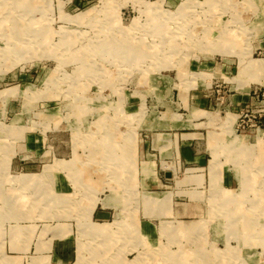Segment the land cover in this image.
<instances>
[{
    "label": "rangeland",
    "instance_id": "rangeland-1",
    "mask_svg": "<svg viewBox=\"0 0 264 264\" xmlns=\"http://www.w3.org/2000/svg\"><path fill=\"white\" fill-rule=\"evenodd\" d=\"M257 86L264 0H0V264H264V118L239 126ZM163 127L196 134L137 192L138 136ZM109 179L121 208H95Z\"/></svg>",
    "mask_w": 264,
    "mask_h": 264
},
{
    "label": "crops",
    "instance_id": "crops-1",
    "mask_svg": "<svg viewBox=\"0 0 264 264\" xmlns=\"http://www.w3.org/2000/svg\"><path fill=\"white\" fill-rule=\"evenodd\" d=\"M184 92H186V91H183V93ZM187 93H188V91H187ZM248 99L249 100L246 99V102L250 101V97ZM242 101L243 100L241 99V101L236 102L237 105L242 103ZM246 102H244V103H246ZM198 109H193L192 112L194 110H198ZM200 110H202V109H200ZM192 112H191V114L188 117L189 120L188 121L186 120V124H188V123L192 124L191 127L195 126V125H198V123L195 122V121L199 120V118L198 119L196 118L198 116L190 118V116L192 115ZM167 123H169V120L167 121ZM163 128H164V130H162V131H153L150 134V139L149 138H144L143 136H141V139H140V137L138 136L137 147L134 149L135 150V155H137V156L133 160H130V163H129V165L133 166L134 169H135V172H134L135 173L134 177H135V180H136L135 190L137 192H138V188L139 189L142 188L143 181H145V182L150 181V184H155L156 183L152 187H158V185H160V184L170 183L171 180L168 179L166 176L165 177H161V174L151 173V172L154 171V165H157V164L158 165H162L166 161H170L171 163L177 164L179 166H180V164H184L183 140H185L186 138L190 139V138L193 137L192 135L196 134V132H192V133L179 132L178 133V132H175V131H168V129H170L171 127H163ZM189 136H191V137H189ZM186 143H188V142H186ZM186 143H184V144H186ZM210 143L211 142H209V146L208 147H209V150L212 152L211 147H210ZM141 151H144L143 155H145V156H142V157H145L144 159H141V157H139ZM146 156H147V158H146ZM199 158H200L199 156L196 157V159H199ZM213 158H214V154H213ZM213 158L209 159L208 164H210V167H211V162H212ZM144 161L145 162H147V161L150 162L149 164L151 166H153V169L149 170V172H146V173L143 170ZM193 167H191V168H193ZM195 171H200V168L197 167V166L194 167V170H193V172H191V174L195 173ZM223 171L224 170H222V172ZM184 173L187 176L190 174V172H188V173L186 172V169H185ZM92 174L90 173L91 178L94 179V180H97L99 182H101L102 177L104 178V176H100L99 178L95 179V177H92ZM143 174H145V175L148 174V178L144 180V176L145 175L143 176ZM198 175H202L200 180L197 181V182H200L201 179L203 178V174H198ZM224 175H225V173L223 172L222 173L221 182L223 181V178L224 179L227 178ZM56 176L58 178V182H60V184H58V187H57V188H59L61 190L60 192L61 193H73V192H66V190L64 189V186L67 183V179H70L69 178L70 176L68 175V173L65 172V170H60V172L58 170V172H56ZM211 177H212V173H211ZM172 179H174V177ZM104 180H105V178H104ZM110 181H112V180L109 179L108 187H111V188H114V189H112L110 193H107L104 196L102 195V197H107V199H106L107 202H105V200H104V202L103 201H99L98 203H101V204L97 203L95 208H110V207L121 208L120 206H117L113 202L112 199L117 197V200L119 202H122V197L124 198V195L121 193V190H119L118 187L110 184ZM105 183L107 184L106 181H105ZM137 183H138V185H137ZM223 187H225V186L223 185ZM225 188L232 189V188H228V187H225ZM148 190L151 191V192H155V193L159 192L156 188H154V189L152 188V189H148ZM194 191H202V190L195 189V188L193 190H185L186 194H188V195H190V192H194ZM140 192H141V190H140ZM202 193H203V197L202 198H200V199L194 198L192 200L194 202V204H191V206L192 207L194 206L195 209H200V206L202 204V202H201L202 199L203 200H207V196H206V194H204V191H202ZM210 194H211V190H210ZM189 206H190L189 204H186V210L189 209ZM94 211H95V209H94ZM94 211H93V213H94ZM98 212L102 213L101 210H99ZM93 221H95V220H93ZM129 221H130L129 222V227L135 228V229H140V226H138L136 224L137 223L136 222L137 221L136 216L133 215V217ZM201 221H206V220H204L203 218H200V219H194V221H187V227L192 226L194 224H197V223H194V222L201 223ZM96 222H98V221H96ZM100 223H106V222H100ZM142 226H144V224ZM61 244H64V243L62 242Z\"/></svg>",
    "mask_w": 264,
    "mask_h": 264
},
{
    "label": "built area",
    "instance_id": "built-area-1",
    "mask_svg": "<svg viewBox=\"0 0 264 264\" xmlns=\"http://www.w3.org/2000/svg\"><path fill=\"white\" fill-rule=\"evenodd\" d=\"M249 96L252 98L249 102L251 104L241 110L239 126L245 127L248 125L261 128L262 119L264 118V86H257L251 89ZM247 107L251 109H247Z\"/></svg>",
    "mask_w": 264,
    "mask_h": 264
},
{
    "label": "bare ground",
    "instance_id": "bare-ground-1",
    "mask_svg": "<svg viewBox=\"0 0 264 264\" xmlns=\"http://www.w3.org/2000/svg\"><path fill=\"white\" fill-rule=\"evenodd\" d=\"M38 28H39V26H38ZM43 28V27H42ZM117 45V44H116ZM133 46V45H132ZM168 47V46H167ZM136 49V48H135ZM236 143V145L237 146H239L240 148H241V146H243L242 144H244V140H243V138H239L237 141H235ZM116 152V151H115ZM114 155V154H113ZM191 174V173H190ZM32 179V178H31ZM18 180H20L21 182H26L27 180H28V178H27V176L26 175H19V176H16V178H15V181H18ZM20 183V182H19ZM31 184V183H30ZM23 186H26V185H23ZM22 186V187H23ZM240 207V206H239ZM244 209V208H243ZM94 230V229H93ZM99 232H104V230H103V228H98L97 229ZM206 259V258H205Z\"/></svg>",
    "mask_w": 264,
    "mask_h": 264
}]
</instances>
